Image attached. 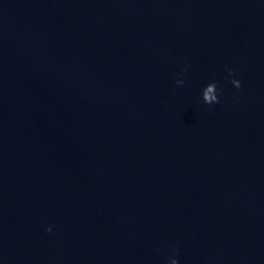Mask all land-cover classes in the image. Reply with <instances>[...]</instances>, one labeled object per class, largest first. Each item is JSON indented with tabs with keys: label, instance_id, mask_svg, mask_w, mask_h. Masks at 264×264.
Returning a JSON list of instances; mask_svg holds the SVG:
<instances>
[{
	"label": "water",
	"instance_id": "95a60500",
	"mask_svg": "<svg viewBox=\"0 0 264 264\" xmlns=\"http://www.w3.org/2000/svg\"><path fill=\"white\" fill-rule=\"evenodd\" d=\"M174 258L264 264V0H0V264Z\"/></svg>",
	"mask_w": 264,
	"mask_h": 264
},
{
	"label": "clouds",
	"instance_id": "9594fccd",
	"mask_svg": "<svg viewBox=\"0 0 264 264\" xmlns=\"http://www.w3.org/2000/svg\"><path fill=\"white\" fill-rule=\"evenodd\" d=\"M235 83H236V85L239 87V86H241V84H242V80H241L240 78H237V79L235 80ZM48 230H49V231L52 230V227H51L50 225L48 226ZM172 264H179L178 259H175V258H174Z\"/></svg>",
	"mask_w": 264,
	"mask_h": 264
}]
</instances>
